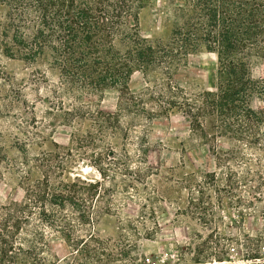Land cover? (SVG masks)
I'll use <instances>...</instances> for the list:
<instances>
[{
    "label": "trees",
    "instance_id": "obj_1",
    "mask_svg": "<svg viewBox=\"0 0 264 264\" xmlns=\"http://www.w3.org/2000/svg\"><path fill=\"white\" fill-rule=\"evenodd\" d=\"M147 1L0 0V56L28 65L40 62L45 72L54 73L55 82L45 81V113L70 129L67 147L31 154L27 144L18 143L20 161L9 160L0 147V168L17 176L21 192L18 199L0 203V264H58L49 253L53 239L67 245L76 264L113 263L110 243L90 226L113 209L104 180H114L116 168L123 175L132 173L125 143L116 157L108 142L117 135L127 139L129 131L121 125L125 115L151 123L179 113L190 136L208 145L216 165L226 170V186L241 181L233 165L242 161L249 174L247 154L256 155V177L264 184L259 170L264 79L250 74L251 60H264V0H168L169 36L152 40L139 31ZM199 46L215 56V86L193 92L176 85L173 75ZM135 71L151 78L138 95L128 87ZM112 90L118 95L117 109L104 112L93 99ZM221 141L230 144L225 152L219 151ZM85 156L99 180L65 178L69 160ZM134 175L141 179V171ZM3 177L0 169V181ZM217 182L215 173L178 182L188 192L190 215L204 223L210 217L206 190L215 191Z\"/></svg>",
    "mask_w": 264,
    "mask_h": 264
},
{
    "label": "rangeland",
    "instance_id": "obj_2",
    "mask_svg": "<svg viewBox=\"0 0 264 264\" xmlns=\"http://www.w3.org/2000/svg\"><path fill=\"white\" fill-rule=\"evenodd\" d=\"M171 27L170 2L147 1L139 14L141 36L166 39ZM216 67L215 56L199 46L187 54L173 81L188 91L212 90ZM45 71L40 62L28 65L0 56V147L9 160L20 161L18 143L27 144L31 154L53 150L54 145H69L70 129L45 113L49 110L45 81L50 84L56 80L54 73ZM250 74L255 80L264 79V60L252 59ZM150 79L135 71L129 79L130 92L142 93ZM117 96L116 91H107L93 102L100 110L112 113L117 109ZM259 104L255 100L253 106ZM121 125L129 131L127 139L117 135L108 142L116 157L121 156L125 143L132 173L123 175L116 168L115 179L104 180L103 189L108 190L113 209L96 217L90 226L96 236L110 243L112 264H264V184L256 177V155L245 157L246 164L252 165L249 174L242 161L233 165L241 181L229 188L224 181L226 170L216 165L208 145L190 136L181 114L174 112L151 123L125 115ZM86 126L87 122L82 129ZM218 146L223 152L230 148L225 141ZM0 169L4 173L0 203L18 199L17 176ZM149 169L153 172L147 174ZM259 170L264 178V160ZM137 171L142 174L138 181ZM207 173H215L218 182L215 191L206 190L210 217L204 223L190 215L188 192L178 182L191 175L199 181ZM64 176L99 180L89 156L69 160ZM51 241L49 253L58 264H76L61 239Z\"/></svg>",
    "mask_w": 264,
    "mask_h": 264
}]
</instances>
